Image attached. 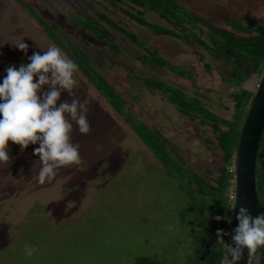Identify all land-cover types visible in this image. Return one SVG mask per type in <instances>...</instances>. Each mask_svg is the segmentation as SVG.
Here are the masks:
<instances>
[{
    "label": "rangeland",
    "instance_id": "rangeland-1",
    "mask_svg": "<svg viewBox=\"0 0 264 264\" xmlns=\"http://www.w3.org/2000/svg\"><path fill=\"white\" fill-rule=\"evenodd\" d=\"M64 1L21 0L43 11L48 6L45 2L51 4V19L37 15L44 24L57 23L61 31L57 37L51 32L47 35L24 5L20 8L13 0H0V83L9 66L19 69L21 64L29 63L33 52L42 53L49 45L71 56L73 48L63 38L66 36L73 42L72 47L90 54V64L121 96L131 116L158 130L184 167L212 183L222 162L213 131L198 119L191 121L179 114L166 96L148 89L142 79L161 78L188 95L199 93L203 103L218 116L228 118L232 113L230 94L245 89L254 96L264 65L256 72L238 61L236 68L231 67L233 64L225 68L192 36L209 44L207 26L225 29V18L238 19L232 22H242L250 28L249 34L255 35L257 29L264 28V0H175L191 13L187 16L192 20L184 15L187 24L197 20L196 25L186 26L192 36L179 32L180 36H189V43L170 36H153L136 25L122 11H131L126 0H116L115 4L111 0H87L80 5L71 0L68 6L72 16L90 15L110 34L114 44L107 47L103 42L91 44L79 34V28L70 30L72 16ZM58 11L61 14L57 16ZM100 14L136 35L140 44L131 43L105 25ZM144 18L174 28L153 13L146 12ZM73 19L89 30L77 16ZM20 41L28 45L27 54L13 46ZM146 49L187 71L190 77L182 78L167 70H159L157 75L149 71L137 61ZM241 67L243 74H239ZM234 69L240 76L236 79L232 78ZM74 78V97L89 100V133L80 134L73 123L71 134L72 143L80 145V162L57 169L55 179L44 185L33 179L40 167L33 155L38 145L21 152L19 146L9 142L11 159L0 164V264H133L137 258L148 256L162 264H191L195 246L202 240L197 230L206 231L207 209L202 195L162 167L80 71ZM64 99L71 97L63 93ZM25 245L35 246L38 252L26 257Z\"/></svg>",
    "mask_w": 264,
    "mask_h": 264
},
{
    "label": "trees",
    "instance_id": "trees-1",
    "mask_svg": "<svg viewBox=\"0 0 264 264\" xmlns=\"http://www.w3.org/2000/svg\"><path fill=\"white\" fill-rule=\"evenodd\" d=\"M113 4L116 0H111ZM131 11L122 10L124 14L136 25L145 28L153 36L164 37L170 36L175 39H181L189 43L180 36L179 32H186V18L192 20L190 12L180 6L175 0H126ZM146 12L155 14L164 24L174 27L172 30L163 25L148 22L144 15ZM99 19L105 25L113 28L116 32L128 39L131 43L140 44L139 38L127 32L117 25L108 15L100 14ZM80 22L83 21L84 28L89 29L97 38L104 39L108 46L111 44L109 40L110 34L99 25L100 22L95 21L91 17H78ZM236 18H225V29H215L207 26L204 20L200 19L201 24H205L209 30V44H206L198 36H192L198 44L206 49L210 57L216 62H222L227 67L238 61L240 64H248L253 72L262 68L264 65V28L257 29L256 34H249L250 28L242 24V22L232 20ZM95 21V22H94ZM197 21V20H196ZM232 22V23H231ZM162 23V24H163ZM90 24V26H89ZM91 27V28H90ZM51 34V33H50ZM241 34V35H240ZM71 46L72 55L68 57L72 59L79 67V71L89 80L97 91L103 95L110 106L123 118L124 122L129 125L130 129L137 135L143 145L149 152L160 162L167 172L172 174L178 180H186L190 185L191 191L198 192L202 195V202L206 211V231L197 230L198 235L202 238L199 245L195 246V255L190 258L191 264H221L225 255L222 248L216 244L217 229H221L229 235L223 237L228 243L230 237V223L232 214V201L229 199V193L232 189L234 175L230 168L234 165L236 150L242 131V125L246 118V113L253 99V93L240 89L230 94L232 113L228 118L218 116L213 109L203 103V95L194 93L188 95L185 91L163 81L159 78H143L142 82L148 89L157 91L166 96L168 101L178 110V113L189 120L198 119L200 124L210 128L215 134L216 146L221 152L222 162L218 169V175L212 183H207L198 175L188 168L184 167L182 161L176 159L167 148V140L158 130L149 128L135 117L131 116L128 108L122 100L121 96L108 83L93 65L90 64L88 56L79 48ZM117 49V48H116ZM112 51V50H111ZM119 51V49H117ZM137 61L146 67L149 71L167 70L179 77H190L187 71L172 66L171 63L164 60L155 51L145 50V54L137 57ZM235 77H240L235 69ZM237 73V74H236ZM242 73V67L239 71ZM231 80V78H230ZM241 81V80H238ZM236 85H239L236 84ZM206 103L208 100H206ZM227 109V108H225ZM126 113V114H125ZM200 118V119H199ZM255 177H256V193L259 204L264 207V131L260 137L259 149L255 161ZM262 198V199H261ZM264 214V212L262 213ZM220 216L222 219L217 221L215 217ZM204 233L202 237L201 234ZM261 264H264V248L260 249ZM133 264H162L160 261L151 257H139Z\"/></svg>",
    "mask_w": 264,
    "mask_h": 264
},
{
    "label": "clouds",
    "instance_id": "clouds-1",
    "mask_svg": "<svg viewBox=\"0 0 264 264\" xmlns=\"http://www.w3.org/2000/svg\"><path fill=\"white\" fill-rule=\"evenodd\" d=\"M27 54L28 45L20 41L13 45ZM29 63L6 69L0 83V164H7L9 142L20 147L21 152L30 145L39 164L33 177L40 185L51 183L57 169L80 162L79 143H72L73 123L80 134H88L89 100L81 101L72 92L78 65L56 45L46 51L33 52ZM46 86V87H45ZM63 93L71 99L61 100ZM237 227L231 234V243L223 239L229 233L216 232V244L223 249L221 264H240L247 251V264H261L260 249L264 248V214L253 217L246 207H233ZM220 221L222 217H215ZM231 223V219L228 218ZM14 247V245H10ZM38 252L33 245L24 246V255L32 257Z\"/></svg>",
    "mask_w": 264,
    "mask_h": 264
},
{
    "label": "water",
    "instance_id": "water-1",
    "mask_svg": "<svg viewBox=\"0 0 264 264\" xmlns=\"http://www.w3.org/2000/svg\"><path fill=\"white\" fill-rule=\"evenodd\" d=\"M264 131V69L262 77L255 90L252 102L248 108L246 118L238 142L234 161V185L237 210L246 207L253 217L261 215L264 207L259 204L256 193L255 161L259 149L260 137ZM235 212L232 211L230 223V237L237 227ZM240 264H247V251Z\"/></svg>",
    "mask_w": 264,
    "mask_h": 264
},
{
    "label": "flooded vegetation",
    "instance_id": "flooded-vegetation-1",
    "mask_svg": "<svg viewBox=\"0 0 264 264\" xmlns=\"http://www.w3.org/2000/svg\"><path fill=\"white\" fill-rule=\"evenodd\" d=\"M15 3H17L19 6H20V8H22V6L24 5V10L26 11V12H28V13H30L32 16H33V18H35L41 25H42V27L45 29V31H46V33H47V35H48V33H50L51 32V34L52 35H55V36H57L58 37V35H56V33H59V34H61V31H60V29H58V26H57V23H53V22H48V23H46V24H44L43 23V21H42V18L41 17H46V18H48V19H51L53 16H52V12H53V9L51 8V4H47L46 2H45V4H46V6H47V9L46 10H41L38 6H36V5H34V6H32L31 4H26V3H23V2H21V0H13ZM70 1L71 0H66V1H64V5L66 6V11L67 12H70L71 13V16H72V12L70 11L71 10V8L68 6L69 4H70ZM72 1H74L76 4H78V5H80V4H82V2L83 1H87V0H72ZM37 13L39 14V16L40 15H42L40 18H39V16L37 15ZM61 13L58 11L57 12V16L58 15H60ZM81 17V16H78L77 14H73V16L71 17L72 19V22H73V25L70 27V30L71 31H73L74 29H76L77 30V28H79L78 30H80V32H79V34L83 37V38H85L86 37V39L88 40V41H92L91 42V44H93V43H95V44H100V42H103L104 44H105V46L107 47L108 46V44H107V42L104 40V39H101V38H97L90 30H85V29H83L80 25H79V23L78 22H76L74 19H73V17ZM88 17H91L90 15H87ZM87 16H85V17H87ZM92 18V17H91ZM75 24V25H74ZM194 24H197V22H196V20L194 21ZM186 33L189 35V36H191V34H192V31H190V32H188L187 30H186ZM110 36V35H109ZM189 36H187V35H185V37L187 38L186 40L188 41V42H190L189 41ZM49 37V36H48ZM63 38L64 39H67L68 41H70V43H73V42H71V39L69 40L68 38H66V36H63ZM175 39V38H174ZM60 40V39H59ZM109 40H112L111 42L113 43V39H112V37L110 36V38H109ZM62 42V41H61ZM62 44V43H61ZM61 44L59 45V47H62L61 46ZM114 44V43H113ZM82 50V49H81ZM83 51V50H82ZM63 52L66 54V51L63 49ZM84 52V51H83ZM85 54L88 56V58L89 59H91V57H89L90 56V54H88L87 52H85ZM67 55V54H66ZM68 56V55H67ZM98 56L99 55H97L96 53H94V57L95 58H98ZM221 63V62H220ZM223 64V63H222ZM224 65V64H223ZM225 66V68H227V66L226 65H224ZM235 66V65H234ZM235 68H236V66H235ZM235 70V69H234ZM155 73H156V75L159 73V71L158 70H155L154 71ZM233 74H234V76L233 77H235V71L233 72Z\"/></svg>",
    "mask_w": 264,
    "mask_h": 264
},
{
    "label": "built area",
    "instance_id": "built-area-1",
    "mask_svg": "<svg viewBox=\"0 0 264 264\" xmlns=\"http://www.w3.org/2000/svg\"><path fill=\"white\" fill-rule=\"evenodd\" d=\"M230 171L233 173L234 175V165L230 168ZM229 199L232 201V202H235V199H236V192H235V185H234V180L232 182V189L229 193Z\"/></svg>",
    "mask_w": 264,
    "mask_h": 264
}]
</instances>
